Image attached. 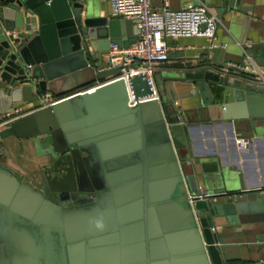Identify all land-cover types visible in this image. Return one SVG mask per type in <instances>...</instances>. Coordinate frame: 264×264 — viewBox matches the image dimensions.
Instances as JSON below:
<instances>
[{"label":"water","instance_id":"water-1","mask_svg":"<svg viewBox=\"0 0 264 264\" xmlns=\"http://www.w3.org/2000/svg\"><path fill=\"white\" fill-rule=\"evenodd\" d=\"M208 2L239 34L205 45L195 60L264 67V0ZM92 3L0 0V116L97 83L1 131L31 139L35 155L52 162L39 190L0 164V264H264V192L234 187L236 166L195 172L188 155L201 123L230 120L232 130L264 138V85L246 69L179 68L160 73L159 100L146 99L141 76L131 78V106L125 81L110 79L119 68L98 67L109 43L136 39V21L91 16ZM232 106L239 111L225 115Z\"/></svg>","mask_w":264,"mask_h":264},{"label":"crops","instance_id":"crops-1","mask_svg":"<svg viewBox=\"0 0 264 264\" xmlns=\"http://www.w3.org/2000/svg\"><path fill=\"white\" fill-rule=\"evenodd\" d=\"M208 4V0H205ZM152 6L155 9L161 7V0H152ZM170 9H180L188 4H201V0H169ZM110 2L108 0H93L90 10L91 16H103L106 12L109 16ZM218 20V19H217ZM134 27L129 28L128 32L134 34ZM239 26L226 29L217 22L214 44L234 43L237 41ZM170 48L169 59L167 62L159 65L156 70L160 73H170L179 68L183 71H196L202 67L211 70L214 66L211 63H200L195 60L199 57L202 48L209 44L204 37H179L175 40L168 39ZM229 58L237 59L239 49L232 46ZM221 60V58H219ZM229 62H232L231 60ZM264 69V67H262ZM97 84V83H95ZM44 95L40 99L27 102L20 110L28 113L42 106L43 102H48L54 97H64L68 95ZM232 110V111H231ZM238 107L232 106L224 112L230 115L238 112ZM241 112V111H240ZM231 121L201 123L198 130L193 131L190 138L189 157L195 172H203L206 175L216 172L218 169L226 170L227 167L236 166L233 173L232 184L234 187L242 184L244 189L254 194L264 192V138H250V132L232 130ZM249 127V123L247 124ZM6 126L0 125V133ZM243 136L252 140L251 145L245 150H237L234 145L235 136ZM48 155L36 156L31 139H18L13 135L2 137L0 135V164L15 173L18 179L28 183L34 190L43 189L44 187V167L50 163ZM238 247V246H237ZM232 255H242L240 249L232 250Z\"/></svg>","mask_w":264,"mask_h":264},{"label":"built area","instance_id":"built-area-1","mask_svg":"<svg viewBox=\"0 0 264 264\" xmlns=\"http://www.w3.org/2000/svg\"><path fill=\"white\" fill-rule=\"evenodd\" d=\"M111 8L109 17L113 19H126L136 21L138 34L136 39L127 47H121L117 43L108 44L107 50L102 54V61L105 62V67H98V70L119 68V73L112 76L110 79H123L127 84L130 105L135 104L129 80L134 76H141L148 86L152 94L145 96L146 99H157L156 84L153 79V73L156 68L167 62L169 59L170 48L167 40H175L179 37H204L209 45L215 39L217 29V18L212 10L206 4L193 5L188 4L180 9H170L169 0H161V7L155 9L152 6V0H108ZM249 47L250 43L247 42ZM247 68L228 62L227 68L213 66L211 71L223 76H238L229 70L231 67L246 69L252 78L259 84L264 85V69L259 67L253 61ZM91 87L85 89H77L70 92L64 97H54L48 102H43L42 106L55 104L65 98L70 97L71 93H79L83 90H90ZM20 108L12 109L9 112L0 116V125L6 126L10 121L23 116ZM252 143L250 138L243 136L234 137V145L237 150H245ZM202 198V196H199ZM188 203L193 209L194 215L196 212L193 208L194 197L190 191H187Z\"/></svg>","mask_w":264,"mask_h":264},{"label":"rangeland","instance_id":"rangeland-1","mask_svg":"<svg viewBox=\"0 0 264 264\" xmlns=\"http://www.w3.org/2000/svg\"><path fill=\"white\" fill-rule=\"evenodd\" d=\"M232 50L230 49L228 51V53H230ZM160 78V71L158 70H155L154 73H153V79H154V82L155 84L157 83L158 79ZM157 86V85H156ZM255 256H258V254H254Z\"/></svg>","mask_w":264,"mask_h":264},{"label":"trees","instance_id":"trees-1","mask_svg":"<svg viewBox=\"0 0 264 264\" xmlns=\"http://www.w3.org/2000/svg\"><path fill=\"white\" fill-rule=\"evenodd\" d=\"M94 85H95V83H90V84H87V85H84V86L80 87L79 89L82 90V89H85V88H88V87H92Z\"/></svg>","mask_w":264,"mask_h":264},{"label":"flooded vegetation","instance_id":"flooded-vegetation-1","mask_svg":"<svg viewBox=\"0 0 264 264\" xmlns=\"http://www.w3.org/2000/svg\"><path fill=\"white\" fill-rule=\"evenodd\" d=\"M51 162H52V160L50 161V163H51ZM50 163H49V164H50ZM68 169H69V168H68ZM64 174H67V176H68V175L70 174V170H69V171H65ZM78 195H79V194H78ZM77 199H79V198H77Z\"/></svg>","mask_w":264,"mask_h":264}]
</instances>
